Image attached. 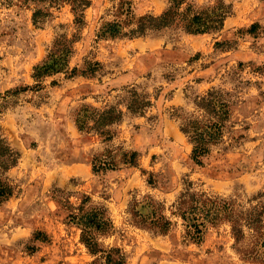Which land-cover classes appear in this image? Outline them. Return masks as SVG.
I'll return each mask as SVG.
<instances>
[{
    "label": "rangeland",
    "instance_id": "rangeland-1",
    "mask_svg": "<svg viewBox=\"0 0 264 264\" xmlns=\"http://www.w3.org/2000/svg\"><path fill=\"white\" fill-rule=\"evenodd\" d=\"M89 1L70 71L39 82L35 67L55 39L78 32L72 5L0 0V128L21 154L6 174L14 195L0 205V264H92L97 256L59 201L69 197L78 205L83 194L108 208L115 229L100 242L121 248L126 264H262L244 258L229 223L208 226L200 244L190 241L176 204L190 183L241 211L264 203V0H225L234 9L219 33L169 28L109 40L99 39L98 30L116 19L120 1ZM128 1L137 17L159 16L170 3ZM192 1L202 9L218 0ZM37 9L51 14L39 26ZM86 61L101 68L94 75L70 73ZM134 88L151 100L143 115L127 110ZM211 91L221 93L232 113L223 142L202 167L193 162L194 144L181 127L189 118L207 119L198 104ZM85 105L125 112L113 140L80 132L75 118ZM107 151L118 161L123 152L137 151L138 166L94 172V158ZM147 196L163 204L172 221L167 234L134 224L131 205Z\"/></svg>",
    "mask_w": 264,
    "mask_h": 264
},
{
    "label": "trees",
    "instance_id": "trees-1",
    "mask_svg": "<svg viewBox=\"0 0 264 264\" xmlns=\"http://www.w3.org/2000/svg\"><path fill=\"white\" fill-rule=\"evenodd\" d=\"M25 5L36 2L61 7L71 4L75 14V25L78 32L69 38L66 34L58 36L46 58L35 67L33 77L41 82L42 79L61 72L70 71V61L75 53V44L81 40L80 31L86 27V11L91 7L89 0H21ZM116 1V0H114ZM116 8V19L105 22L98 30L99 39L139 38L153 32L174 28L188 34H214L224 29L225 22L233 14V4L225 0H218L214 5L198 9L192 0H170L169 7L159 16L146 14L137 17L133 11L132 2L119 0ZM50 12L37 9L33 15L36 26L45 22L44 16ZM259 25L253 24L249 32H254ZM101 68V63L86 61L83 69L74 68L70 73L77 75H94ZM131 98L127 110L134 115H143L151 105L146 94L139 93L136 88L130 90ZM198 106L206 112L207 119L189 118L182 124V131L189 136L194 144L192 160L199 166L205 165V159L212 153L215 146L223 142L225 128L231 119L229 102L222 98L219 91H211L201 99ZM125 112L119 106H110L105 110L85 105L76 114V125L80 132L96 133L104 141L113 140L116 135L115 126L122 123ZM123 159L118 161L116 155L102 153L94 158V172L116 170L120 163L138 166L137 151L123 152ZM21 158L20 152L12 147L0 128V205L8 201L15 192V187L6 176ZM193 183L181 194L176 204L177 215L184 220L186 238L190 241L202 243L208 226L229 223L237 244H242L244 258L259 261L264 264V203L252 206L242 211L231 200L211 197L207 193L193 191ZM69 210L70 224L81 229V241L89 252L97 256L92 264H126L127 256L121 248L106 249L100 242L101 238L110 236L114 229V222L108 208L96 204L92 197L83 194L81 202L74 205L69 197L66 203L59 200ZM134 224L149 229L155 233L167 234L173 223L165 215L164 206L147 196L143 201H135L131 205ZM176 214V213H175ZM249 239L250 244L245 249L244 242Z\"/></svg>",
    "mask_w": 264,
    "mask_h": 264
}]
</instances>
